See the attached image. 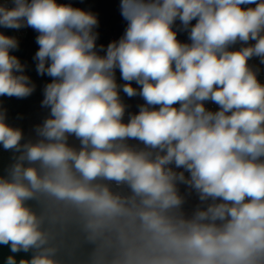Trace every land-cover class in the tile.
I'll list each match as a JSON object with an SVG mask.
<instances>
[{
	"label": "clouds",
	"instance_id": "1",
	"mask_svg": "<svg viewBox=\"0 0 264 264\" xmlns=\"http://www.w3.org/2000/svg\"><path fill=\"white\" fill-rule=\"evenodd\" d=\"M121 14L124 35L99 55L94 14L57 0L0 4V26L39 33L36 71L53 78L43 90V139L22 145V131L0 111V144L23 149L0 177V244L35 250L19 264H58L45 217L26 204L44 195L79 212L92 237L116 229L126 251L114 264H264V84L249 64H264V0H121ZM177 19L191 43L177 39ZM18 47L0 33V96L35 90L10 54ZM117 68L128 83L117 84ZM121 87L146 102L127 123ZM100 179L126 183L133 195L114 194ZM178 183L211 202L190 219L171 215L184 202Z\"/></svg>",
	"mask_w": 264,
	"mask_h": 264
},
{
	"label": "water",
	"instance_id": "2",
	"mask_svg": "<svg viewBox=\"0 0 264 264\" xmlns=\"http://www.w3.org/2000/svg\"><path fill=\"white\" fill-rule=\"evenodd\" d=\"M21 152L0 145V177L9 176ZM24 165L30 166L27 161ZM26 204L45 217L43 227L49 232V246L55 249L54 258L58 264H114L118 260L115 239L104 233L92 237L81 214L56 213L52 201L44 195L28 200ZM34 251L12 253L10 242L0 244V264H5L9 256H14L17 264L22 259L30 260Z\"/></svg>",
	"mask_w": 264,
	"mask_h": 264
},
{
	"label": "trees",
	"instance_id": "3",
	"mask_svg": "<svg viewBox=\"0 0 264 264\" xmlns=\"http://www.w3.org/2000/svg\"><path fill=\"white\" fill-rule=\"evenodd\" d=\"M59 4L71 5L74 8L81 9L82 0H57ZM254 6V5H250ZM0 33L15 37L18 40V49L10 50V54L19 58L22 64L26 65L25 75L29 76L32 83L35 85L33 93L25 98L0 96V111L5 114V122L13 127L18 128L23 133L21 144L36 143L43 139L39 136L37 128L41 126L45 119L50 116V108L42 106L44 99V86L52 82L53 78L48 75H38L36 71L37 61L33 59L35 53L39 49L36 42V37L39 35L33 28L28 27V34L24 39H20L16 29L4 28L0 26ZM115 33V22L111 20L109 24L99 32L101 44H106L110 36ZM68 144L72 146L71 140L68 137ZM38 167V165H36ZM50 199V198H49ZM51 200V199H50ZM52 201V200H51ZM56 213L73 212L80 214L75 209L58 205L52 201ZM104 234L112 236L117 244V251L120 255L124 245L119 240L118 231L116 229L105 230Z\"/></svg>",
	"mask_w": 264,
	"mask_h": 264
},
{
	"label": "built area",
	"instance_id": "4",
	"mask_svg": "<svg viewBox=\"0 0 264 264\" xmlns=\"http://www.w3.org/2000/svg\"><path fill=\"white\" fill-rule=\"evenodd\" d=\"M72 1H75V0H72ZM5 3H7L9 6H12V0H0V4H5ZM16 32H17V35L20 39H24L26 37V35L28 34V27H22L18 30L16 29ZM99 32L100 31L95 32L98 34V38L96 40V51L98 52L99 55H104L106 52L107 45L109 43L113 42L114 34L110 36V38L106 44H101V38H100ZM101 45L104 46V50L100 49ZM249 64L254 69L258 70V80L262 84H264V64L260 63V59L258 57L252 58L249 61ZM120 75H121V73H120L119 68L115 69V78H116L117 84H118V77ZM119 94H120L121 101L126 105V110H125V115L123 117V121L125 123H127L130 115L131 114H138V111H133L129 108L128 103H127V98H126L125 94L122 93L121 90H119ZM176 106L178 107V105H176ZM155 107L158 108L159 106H155ZM205 107L210 111H217L219 106L216 105L215 103L211 102V101H206ZM70 136H72L74 139V142H71L72 146L76 149H79L81 147L80 141L74 135H70ZM70 136H69V138H70ZM127 144L133 148H136V149H143L144 148L143 143L136 140V139H127ZM261 160H264V157H261ZM172 167L177 172L183 171L182 168L177 169V168H175L174 165H172ZM184 174L186 177L189 176V173L186 171ZM98 182L106 184L114 194H118L122 197H130L133 195L130 187L126 183L118 184L115 181H108V180H104V179H100V180H98ZM177 188H178V193H179V195H181L183 197L184 202L179 208L171 210V212H170L171 215L183 216L186 219H190L193 217V213L196 212L198 208L202 209V208L206 207L204 205L203 206L202 205H198V206L191 205L192 201L196 200L199 197L197 191L194 188H190L188 185H186L184 183H178ZM180 212H182V214H179ZM185 213H187V214H185ZM125 251H126V246L124 245V248H123L121 254L120 255L118 254V259L124 258Z\"/></svg>",
	"mask_w": 264,
	"mask_h": 264
},
{
	"label": "crops",
	"instance_id": "5",
	"mask_svg": "<svg viewBox=\"0 0 264 264\" xmlns=\"http://www.w3.org/2000/svg\"><path fill=\"white\" fill-rule=\"evenodd\" d=\"M84 0H82L83 2ZM97 8L93 9L91 7L84 8L82 6V2L80 4L81 9L87 12L94 14L97 17L98 25L96 29L93 30L94 32H98L103 30L111 20L115 22V33L113 37V41H119V39L124 35L125 30L128 25V21L124 19L121 14V0H97ZM197 21L194 19L191 21V25H194ZM173 30L177 32V39L181 43H191L189 39L190 28H185L181 21L177 19L173 25ZM254 43V41H250L249 44ZM242 44L237 42L235 45L230 46V50H238ZM121 76V75H120ZM123 80V79H122ZM128 83L123 80V82L119 85H123ZM134 88L138 90L142 87L138 85L135 81L131 82ZM120 90L123 92L122 87ZM127 98L128 106L133 111L139 112V106L144 105L146 102L144 101L143 97L139 94L133 97H128L126 93H124Z\"/></svg>",
	"mask_w": 264,
	"mask_h": 264
},
{
	"label": "rangeland",
	"instance_id": "6",
	"mask_svg": "<svg viewBox=\"0 0 264 264\" xmlns=\"http://www.w3.org/2000/svg\"><path fill=\"white\" fill-rule=\"evenodd\" d=\"M98 1L97 0H84L83 2H82V6L84 7V8H86V7H91V8H93V9H95V8H97V3ZM96 29V27H94V29L93 30H95ZM123 82V80H122V78H121V76H119L118 77V85L119 84H121ZM70 140H71V142H74V139H73V137L72 136H70ZM126 142V144H127V140L125 141ZM207 203H210V201H208V202H202L200 199H199V197L196 199V200H194V201H192V203H191V205H193V206H198V205H204V206H206V204ZM195 213V212H194ZM194 213H193V215H194ZM179 214H182V212H180ZM185 214H187V213H185Z\"/></svg>",
	"mask_w": 264,
	"mask_h": 264
},
{
	"label": "flooded vegetation",
	"instance_id": "7",
	"mask_svg": "<svg viewBox=\"0 0 264 264\" xmlns=\"http://www.w3.org/2000/svg\"><path fill=\"white\" fill-rule=\"evenodd\" d=\"M1 145V144H0Z\"/></svg>",
	"mask_w": 264,
	"mask_h": 264
}]
</instances>
